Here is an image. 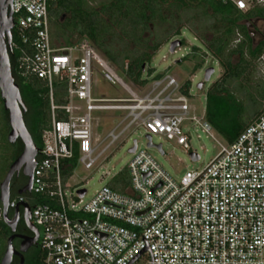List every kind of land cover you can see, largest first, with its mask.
Instances as JSON below:
<instances>
[{"label":"built area","instance_id":"1","mask_svg":"<svg viewBox=\"0 0 264 264\" xmlns=\"http://www.w3.org/2000/svg\"><path fill=\"white\" fill-rule=\"evenodd\" d=\"M54 1L12 2L13 28L25 43L13 45L21 48L23 73L42 78L49 86L51 123L43 134L29 190L48 200L31 204L29 197L34 196L19 192L11 195L9 206L31 204L46 251L44 264H264V108L201 167L175 176L149 151L148 142L145 147L137 142L128 164V192L105 183L86 199L88 189L81 196L80 186L76 199L69 200L63 160L73 157L76 147L79 161L89 168L131 127L144 126L153 142L154 134H159L199 153L192 149L187 131L201 127L213 134V124L206 112L199 116L194 111L185 82L175 74H149L143 83H129L89 36L73 42L55 39L50 13ZM223 1L242 11L264 4ZM100 69L126 95L100 92L94 81ZM56 82L65 84L62 104L56 100ZM96 110L122 111L98 142ZM154 143L164 148L162 141Z\"/></svg>","mask_w":264,"mask_h":264},{"label":"trees","instance_id":"2","mask_svg":"<svg viewBox=\"0 0 264 264\" xmlns=\"http://www.w3.org/2000/svg\"><path fill=\"white\" fill-rule=\"evenodd\" d=\"M196 1L198 5H204L206 13L211 11L219 19L212 37H205V39L209 50L217 56L225 67L221 79L214 81L207 91L206 116L223 137L228 142H231L263 110L258 109L256 98L251 100V106L243 102L231 89V82L234 79L246 76L249 69L255 65V59L264 51V42L254 46L249 31L240 22L245 12L237 8L232 2L223 0H111L102 8V11L109 16V21H106L100 16V11L91 10L86 6L85 0H56L50 9L51 23H59V16L63 11L70 12L72 19L69 25L72 30L76 29L80 36H89L97 47H100L103 53L114 63L122 67H124V64L127 65V74L134 82L143 83L146 81V79H142L143 72L148 70V73L152 74L154 71L153 67L147 69L145 67L152 54L162 43L161 39H157L150 44L149 37L143 34L145 29L149 27L150 23L173 19L175 10L190 7ZM258 6L260 5L255 4L252 10ZM62 26L64 27V25ZM183 26V24L173 26L167 38L171 39L174 34L180 32ZM118 27L120 29L118 34L123 39L127 40L130 38L133 42L144 45V50L139 55L126 51L122 56H119V52L113 49V42L108 36L117 33L115 28ZM63 29L62 33L66 34V28L64 27ZM237 34H241L242 37L234 43V40L239 38ZM70 35L67 34L65 39L67 42L76 40L72 39ZM13 41H19L21 45L25 44L19 40V35L15 28H13ZM198 47L196 46L195 48L196 52ZM21 54V48L13 45V50L10 51L12 69L28 106V109L24 112L25 120L37 144L42 147L44 144V131L51 123L49 86L44 79L23 73V68L20 65ZM160 74L157 73L156 75ZM190 85L191 80H186L184 90L189 91ZM57 90H60L59 99L57 98ZM55 94L58 103L62 104L66 101L64 83L56 82ZM6 112L8 115L7 109ZM16 143L18 150L15 158L24 147L21 138H18ZM79 157L80 150L76 147L74 156L63 160L64 166L67 167L70 163L73 169L75 163L79 161ZM66 167L63 170L64 178L72 171L71 168ZM15 177L20 183H25L28 180V176L23 172ZM109 184L121 192H128L130 172L128 170L121 171L116 174ZM25 193H28V191ZM33 196L36 198V202L48 200L44 194H33ZM9 232L10 228L3 219L2 202L0 200V236L6 237ZM36 247L37 254L32 251L27 255V264H44L45 252L43 251L42 253L40 246Z\"/></svg>","mask_w":264,"mask_h":264},{"label":"rangeland","instance_id":"3","mask_svg":"<svg viewBox=\"0 0 264 264\" xmlns=\"http://www.w3.org/2000/svg\"><path fill=\"white\" fill-rule=\"evenodd\" d=\"M110 1L111 0H85V4L91 10L100 11L101 17L107 21L108 15L102 11V8ZM262 8V6H258L254 10L259 11ZM69 18H71L70 12H67L64 22H60V20L57 24L52 22L51 30L55 39L65 40L67 34H71L70 36L72 39H77L80 36L76 29H71L69 25L71 20ZM170 20L172 21L170 22ZM170 20L151 23L150 27L145 30V35L149 37L150 44L157 39L162 40L160 47L152 54L145 68L153 67L154 71L152 74L154 75L157 73L171 72L181 79V81L185 82L190 79V101L191 104L195 105L194 111L201 116L207 111L208 89L214 81L221 79L225 71V67L220 60L207 47V41L205 39V37H212L215 26L219 23V19L211 11L206 13L204 11V5H198L196 1L195 4L190 7L175 10L173 19ZM178 24H183L184 26L181 28L180 32L174 34L171 39L180 37L183 39V43L172 52L170 50L171 39H168L167 36L171 28ZM62 25L66 28V34L62 33L64 31ZM115 30L117 33L108 37L113 42V49L119 52V56H122L126 51L131 54L134 53L135 55H139L144 50V45L142 43H135L130 38L127 40L123 39L120 34H118V32L120 33L119 27L115 28ZM237 37L239 38L234 40V43L238 41L242 35L237 34ZM196 46H199L197 52L195 51ZM99 49L103 52L100 47ZM260 56L255 59V65L249 69L246 76L232 80L231 89L243 102H246L248 106H251V100L256 98V105H258V109L262 110L264 107V57ZM107 58L110 59L109 57ZM114 65L121 77L129 83L134 82L127 74V65L124 64V67L116 63H114ZM209 65L215 66L216 70L212 74L211 80L205 81L203 87H198V83L204 78L205 69ZM148 76V70H145L142 79H150ZM94 79L95 87H98L100 92L117 96L126 95V92L118 83L112 84V82L103 75L101 69L95 72ZM59 92L60 90L56 91L58 99ZM121 113L122 111L120 110H96L94 112V114L98 116V119L95 120V136H98V139H96L95 142L104 139L118 120L115 115ZM10 128V121L0 91V182L5 177L18 150L17 143L11 142L8 138ZM211 131L213 134L203 130L201 127H191V129L187 131L192 149H197L201 154L199 160H193L190 155V148L178 143L175 139H168L159 134H154L153 140L157 143L163 142L165 153H162L159 148L154 146L150 147L149 151L173 175L179 176L188 168L205 165L220 151L222 143H229L215 126H213ZM146 133L147 131L144 126H133L125 132L120 139L113 142L104 153L99 156L92 167H86L81 161L76 162L71 173L65 178V190L67 191L69 200L76 199L74 192L80 186L88 189V193L85 196L86 199H88L102 185L110 183L116 174L124 170L129 171L128 164L133 156V153L129 151V147L132 145L135 138L138 139L140 146L145 147L148 142ZM109 141L110 138L104 140L95 154L103 149ZM17 192L18 189L13 187L12 195H17ZM27 195H33V192L28 191ZM35 199L36 198L29 197L31 204L35 202ZM6 243V237L0 236V264ZM40 248L42 253L44 251L46 254V251L41 246ZM31 251L37 254V247L32 248ZM138 263H141V261Z\"/></svg>","mask_w":264,"mask_h":264},{"label":"water","instance_id":"4","mask_svg":"<svg viewBox=\"0 0 264 264\" xmlns=\"http://www.w3.org/2000/svg\"><path fill=\"white\" fill-rule=\"evenodd\" d=\"M13 0H0V91L4 101V106L8 110L9 121L11 128L8 133V138L11 142H16L18 138H21L24 147L18 156L11 162L9 169L0 182V200L2 202V215L6 223L11 227L13 233L8 238V244L1 259V264H13V256L15 253L21 254V259L18 264H25L24 251L28 250L39 237V229L35 223L30 221L32 216V206L28 201H20L14 208V214L10 215V197L12 189V178L16 172L23 170L24 174L28 176V181L18 192H26L32 189L34 169L37 162V154L40 151V146L37 144L34 136L28 127L25 120L24 112L28 109L25 102L21 87L18 81H16L15 74L12 69L10 51L13 50V27L15 25L14 10L12 7ZM257 18L250 20L249 22L256 21ZM251 35L254 32L249 29ZM182 44V39L176 37L170 41V50L173 52L178 46ZM145 66V64H144ZM216 68L213 65H209L205 69L204 78L198 83V87H203L205 81L211 80L212 74ZM149 137L148 145L157 146L162 153L164 148L162 143L155 144L152 141V135L147 134ZM137 138L134 139V145L129 147V151L133 152L137 148ZM193 159H200V153L196 151L190 152ZM87 191L86 187L78 188V192L83 196ZM24 208V217L28 225L34 231L33 235L25 236L21 242L20 249L14 244V238L18 235L16 232L17 223L20 216V206Z\"/></svg>","mask_w":264,"mask_h":264},{"label":"flooded vegetation","instance_id":"5","mask_svg":"<svg viewBox=\"0 0 264 264\" xmlns=\"http://www.w3.org/2000/svg\"><path fill=\"white\" fill-rule=\"evenodd\" d=\"M259 5L262 6L263 8L260 9L259 11L252 10L254 6L249 8L248 10L244 11L245 14L241 17V20H240V22L246 26L248 31H249V29H251L254 32V34L251 35V33L249 31V34H250V36L252 38V42H253L254 46L260 45V44H262L264 42V4H259ZM66 13H67V11H63L62 14L59 16L60 22H64L65 21ZM70 16L72 17L71 13H70ZM257 17H258V19H256V21H253L252 23L249 22L250 20H253L254 18H257ZM69 19L71 20L72 18H69ZM107 21H109V16L107 18ZM150 25H151V23L149 24V27H150ZM143 34H144V36H147V35H145L146 34L145 31H144ZM22 172H23V170H20L19 172H16L14 174V176L12 178V189H13V187L19 189L24 184L27 183V182L20 183V182L17 181V179H16L17 177H15V176H19ZM13 214H14V209L10 208V215L12 216ZM30 221L32 223H34L33 220H32V216L30 217ZM9 228H10V232H9V234H6L7 244H8V238H9L10 234L13 233V230L11 229L10 226H9ZM16 232L18 233V235L14 238V244L16 245V247L18 249H20L21 242H22V240L24 239L25 236L34 234V231L28 225V223H27V221H26V219L24 217V208H23L22 205L20 206V216H19V219H18ZM7 244H6V247H7ZM36 246H41L40 245V233H39V237H38L37 241L33 245H31L28 250L24 251L25 264H27L26 263L27 255L30 252H32L31 251L32 248H35ZM6 247H5V249H6ZM4 252H5V250H4ZM4 252H3V254H4ZM20 259H21V254L20 253H15L14 256H13V260H12L13 264H18Z\"/></svg>","mask_w":264,"mask_h":264}]
</instances>
